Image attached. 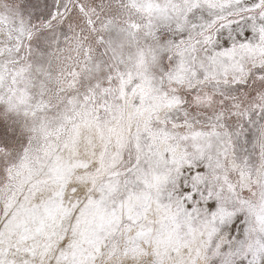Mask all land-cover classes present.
Here are the masks:
<instances>
[{"label": "snow or ice", "instance_id": "1", "mask_svg": "<svg viewBox=\"0 0 264 264\" xmlns=\"http://www.w3.org/2000/svg\"><path fill=\"white\" fill-rule=\"evenodd\" d=\"M0 264H264V0H0Z\"/></svg>", "mask_w": 264, "mask_h": 264}]
</instances>
